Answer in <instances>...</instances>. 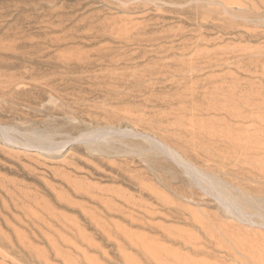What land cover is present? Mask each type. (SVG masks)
<instances>
[{
  "label": "rangeland",
  "instance_id": "1",
  "mask_svg": "<svg viewBox=\"0 0 264 264\" xmlns=\"http://www.w3.org/2000/svg\"><path fill=\"white\" fill-rule=\"evenodd\" d=\"M98 230L264 264V0H0V264H122Z\"/></svg>",
  "mask_w": 264,
  "mask_h": 264
},
{
  "label": "bare ground",
  "instance_id": "2",
  "mask_svg": "<svg viewBox=\"0 0 264 264\" xmlns=\"http://www.w3.org/2000/svg\"><path fill=\"white\" fill-rule=\"evenodd\" d=\"M227 3H230V2H227ZM216 107V109L218 110H222V111H224L225 112V114H227L228 113V109L226 108V107H224V106H222V105H216L215 106ZM214 107V108H215ZM215 109V110H216ZM234 114V113H233ZM231 115V114H230ZM90 140H92V139H90ZM133 142V141H132ZM91 143V142H90ZM87 145H89V146H91V144H89V143H86ZM86 145V146H87ZM92 145H93V149L95 150H100V152L103 150L104 152H107V153H113V152H117V153H119V151L118 150H120L118 147V149H116L114 146H107L106 144V146L107 147H104V148H101L100 146H99V144L98 143H92ZM104 145V146H105ZM112 145V144H111ZM117 146H119V145H117ZM122 149V148H121ZM125 149V151H126V148H124ZM128 152L130 151V150H127ZM122 152V151H121ZM120 152V153H121ZM122 153H124V152H122ZM116 154V153H115ZM172 154V153H171ZM141 155H142V153H141ZM144 155V154H143ZM146 155V154H145ZM173 155V154H172ZM137 157H138V155H136ZM175 156V155H174ZM143 157V156H142ZM146 157V156H145ZM173 157V156H172ZM136 158V157H135ZM147 158V157H146ZM183 158V157H182ZM137 159V158H136ZM174 159L175 160H177V158L176 157H174ZM185 159V158H184ZM146 160V159H145ZM152 160V159H151ZM154 161V160H153ZM150 162V161H149ZM170 162V161H169ZM177 162V161H176ZM153 163V162H152ZM155 163V162H154ZM153 163V164H154ZM166 165H167V163H165ZM171 164V163H170ZM149 165H151L150 163H149ZM153 168L155 167L154 165H151ZM162 166V165H161ZM171 166V165H170ZM166 167V166H165ZM156 168V167H155ZM168 168V167H167ZM170 168V167H169ZM168 168V169H169ZM157 169V168H156ZM144 171V170H143ZM146 171V170H145ZM144 171V172H145ZM144 172H141V171H139L138 173H137V177L135 176V178L134 177H130V176H127V174H123V173H121V174H123V175H126V181H128V185L130 184H137L138 185V190H139V193H140V195H142V194H145V195H149V194H147L145 191H144V189H146V186H144V183L142 182L143 181V177L144 176H141V175H143V173ZM120 174V175H121ZM135 174H136V172H135ZM129 175V174H128ZM145 176H146V173L144 174ZM131 176H133V175H131ZM148 178V177H147ZM125 181V180H124ZM136 186V185H135ZM145 187V188H144ZM151 187V186H150ZM147 189H149L148 187H147ZM154 189V188H153ZM153 189H149V190H153ZM148 190V191H149ZM154 191V190H153ZM88 192V191H87ZM87 192H86V194H87ZM152 192V191H151ZM149 193H150V191H149ZM153 193V192H152ZM151 193V194H152ZM155 194V197H153V199L156 201V203L158 204V206H159V208L162 210H165L166 211V214H168V215H170V216H172V217H174V216H178V215H180V209L177 207V205H175L174 203L172 204V202H169L168 200H165V199H163V198H161L159 195H157V193H154ZM85 195V194H84ZM89 195V194H88ZM87 195V198H89L90 196H88ZM91 195V194H90ZM144 195V196H145ZM153 195V194H152ZM94 196V195H93ZM93 196H91L89 199H91V200H95V199H93L92 197ZM110 196V195H109ZM114 196V195H113ZM151 196V195H150ZM110 197H112V196H110ZM109 197V199H112V198H110ZM116 197V196H115ZM115 197H113V198H115ZM140 197V196H139ZM142 197V196H141ZM149 197V196H148ZM99 198V197H98ZM104 198H106L105 196H104ZM108 198V197H107ZM123 198V197H122ZM150 198V197H149ZM117 199H118V197H117ZM128 199V198H127ZM158 199H159V201H158ZM102 200V199H101ZM105 200V199H104ZM113 200V199H112ZM115 200H116V198H115ZM96 201L98 202L99 200H97L96 199ZM130 201H131V199H130ZM140 201V200H139ZM142 201V200H141ZM141 201H140V203H134V205H136V207H131L132 208V210L133 211H131L130 212V214L131 215H129V218H130V220H129V223H131V224H133V225H137V226H139V228L140 227H143L142 229H144V228H148V229H151V230H154V231H160L161 232V235L164 237V238H167L168 240H170V238L172 239V237H170V233L169 232H166L164 229H165V227H164V229L162 228V230L160 229V227H158V224H157V226L155 225L156 223L153 221V223H155V224H153L151 221H149L147 218L149 217H151L152 218V216H154L155 214H154V212L152 211V209L154 208H152L151 206H148V205H145L144 203H143V201H142V203H141ZM95 202V201H94ZM106 202V204H109L108 203V201L106 200L105 201ZM110 202V201H109ZM102 203H104V202H102ZM128 202H126V204H127ZM131 203V202H130ZM132 203H133V201H132ZM176 203V202H175ZM99 204H100V202H99ZM105 204V203H104ZM118 204V203H117ZM125 204V203H124ZM125 204V205H126ZM113 205V204H112ZM155 205V204H154ZM100 206H102V204L100 205ZM114 206V205H113ZM115 206H117L116 204H115ZM122 206V205H121ZM133 206V205H132ZM99 207V206H98ZM127 207H128V205H127ZM117 208V207H116ZM124 208H125V206H124ZM103 210L102 211H104L105 213H109V211L111 210V209H113V210H117V209H115L114 207H111L110 205H105V206H103V208H102ZM127 209V208H126ZM157 209V208H156ZM119 210V209H118ZM123 210V209H122ZM158 210V209H157ZM120 211V210H119ZM124 212L125 211H127V210H123ZM134 211H136L137 213H139L140 215H136V214H134ZM155 211V210H154ZM135 212V213H136ZM162 212V211H161ZM111 213H112V211H111ZM114 213V212H113ZM112 213V214H113ZM123 212H121V214H122ZM128 213V212H127ZM101 214V213H100ZM103 214V213H102ZM119 214V213H118ZM106 215V214H105ZM105 215L103 214V216L105 217ZM109 215V214H108ZM124 215H126V214H124ZM134 216H136V217H134ZM163 216H165L164 214H163ZM167 216V215H166ZM125 217V216H124ZM123 217V218H124ZM147 219V220H146ZM89 221H91L92 222V220H90V218L88 219ZM96 220V219H95ZM89 221H88V223H89ZM189 221V220H188ZM94 222V221H93ZM98 222H99V220H98ZM87 223V224H88ZM102 223V225L105 223V222H101ZM90 224V223H89ZM93 224V223H92ZM95 224V223H94ZM109 225H110V222L108 223ZM91 225V224H90ZM89 225V226H90ZM95 226V225H94ZM93 226V227H94ZM101 226V225H100ZM103 226H106V225H103ZM102 226V227H103ZM118 226V225H117ZM92 227V228H93ZM96 227V226H95ZM94 227V228H95ZM106 229H107V227H105ZM123 228V227H122ZM96 229H98V228H96ZM100 229V228H99ZM102 229V228H101ZM110 229H112V228H110ZM121 229V228H120ZM109 230V229H108ZM168 230V229H167ZM97 231V230H96ZM95 231V232H96ZM99 231V230H98ZM122 231V230H121ZM126 232H128V231H126ZM76 233V232H75ZM98 236L99 237H101V238H103V239H106V240H108V243L109 244H112L113 246H115L116 247V249H117V254L115 255V256H117V255H119V258L123 261V262H121L122 264H137V262H135L134 260H133V256L130 258V257H127L126 255L128 254H126V255H122L121 254V252H123L122 251V245L123 244H121L120 242H118V240H121L124 244H126L129 248H131V249H134L135 251H136V253L140 256V258L146 263V264H182V262L180 261V259H178L177 257L175 258V257H173V254H169L163 247H161L160 245H159V243L156 245V244H151V241L148 243L147 241H145V237H143L144 238V240L141 238L140 239V241L141 242H139V243H135L136 241H134L133 239V241L134 242H132L131 241V239L129 240L128 238H126V239H128V240H126L120 233H119V231L118 230H110V231H99L98 233ZM127 234V233H126ZM125 234V235H126ZM71 235V234H70ZM73 236H71V238L72 237H74V234H72ZM128 235V234H127ZM135 235V234H134ZM80 236H82V235H80ZM129 236V235H128ZM139 236V235H138ZM136 238H137V236H135ZM175 237V236H174ZM173 237V238H174ZM63 238V237H62ZM75 238V237H74ZM73 238V239H74ZM78 238L80 239V237H79V235H78ZM130 238H133V237H130ZM139 238V237H138ZM137 238V239H138ZM150 238H152V237H150ZM159 238V237H158ZM161 238V237H160ZM75 239H77V238H75ZM149 239V238H148ZM155 239V238H154ZM157 239V238H156ZM63 240H66L65 238L63 239ZM63 240L61 241V242H63ZM81 240H82V238H81ZM81 240H79V241H81ZM85 240L86 239H84L83 240V242H85ZM70 241V240H69ZM68 240H67V242H69ZM78 241V240H77ZM88 240H86V242H87ZM103 241V240H102ZM67 242L66 243H64V244H67ZM76 242V241H75ZM82 242V243H83ZM89 242V241H88ZM152 242H155V240L154 241H152ZM89 243H91V242H89ZM89 243H87L88 244V246H92L91 244L89 245ZM104 243V242H103ZM106 243V242H105ZM71 244V243H70ZM84 244V243H83ZM86 244V243H85ZM125 245V246H126ZM94 246H95V244H94ZM125 246H124V248H125ZM52 247H53V245H52ZM86 248H87V246H86ZM89 248H94L95 249V247H89ZM89 248H87V249H89ZM99 248V247H98ZM97 247H96V249H98ZM127 248V247H126ZM58 249V248H57ZM101 249V248H100ZM129 250V249H128ZM73 251V250H72ZM78 251V250H77ZM125 251V250H124ZM79 252V251H78ZM102 252V251H101ZM99 253H100V251H99ZM125 252H123V254H124ZM83 254V253H82ZM102 254H103V252H102ZM105 254H103V256H104ZM79 256H81L82 257V255H79ZM130 256V255H129ZM175 256V255H174ZM136 257H138V256H136ZM81 258H79L78 260H80ZM84 259V258H83ZM88 259V258H87ZM169 259H172V260H174L172 263H170L169 262ZM82 260V259H81ZM137 260V259H136ZM68 261V263H69V259L67 260ZM84 261H86V260H84ZM87 261H90L89 259L87 260ZM92 261V260H91ZM79 262V261H78ZM93 262V261H92ZM92 262H90V263H92ZM71 263V262H70ZM81 263V262H80ZM83 263V262H82ZM87 263V262H86ZM94 263V262H93ZM67 264V263H66ZM72 264V263H71ZM84 264V263H83ZM95 264V263H94Z\"/></svg>",
  "mask_w": 264,
  "mask_h": 264
}]
</instances>
